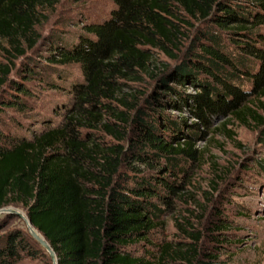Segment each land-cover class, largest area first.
Segmentation results:
<instances>
[{"label": "trees", "instance_id": "1", "mask_svg": "<svg viewBox=\"0 0 264 264\" xmlns=\"http://www.w3.org/2000/svg\"><path fill=\"white\" fill-rule=\"evenodd\" d=\"M57 1L0 0V41L7 46L0 110L24 109L25 80L38 73L27 61L10 78L11 59L33 47L37 26ZM113 3L70 43L50 40L44 65L59 80L68 75L51 63H75L82 75L67 89L63 117L29 136L0 129V208H22L56 264H223L193 234L194 241L175 250L160 243L153 230L166 208L157 201L168 204L181 187L176 178L199 157L192 140L214 117L252 122L264 138V0ZM57 82L46 81L50 88ZM182 109L197 124L180 140L176 132L185 121L165 110ZM228 226L208 223L212 234ZM27 233L0 234V264H15L21 255L51 264ZM218 240L226 238L213 237V244Z\"/></svg>", "mask_w": 264, "mask_h": 264}, {"label": "rangeland", "instance_id": "2", "mask_svg": "<svg viewBox=\"0 0 264 264\" xmlns=\"http://www.w3.org/2000/svg\"><path fill=\"white\" fill-rule=\"evenodd\" d=\"M113 6V0L57 1L47 13V19L37 26L38 39L33 47L25 48L24 54L11 59L10 78H17L27 61L34 64L38 75L34 73L32 78L25 80L29 94L20 96L26 102L24 109L0 110L3 132L29 136L32 129L55 124L63 117L64 103L70 99L67 89L73 80H81L82 75L75 63H51L68 75L59 80L51 66L44 65L46 54L52 51L50 40L54 42L59 37L70 43L77 34L84 33L82 25L102 20ZM5 47L0 41V61H5ZM154 53L158 60H166L161 53ZM50 80L58 81V87L50 88L46 83ZM145 84L127 81V85L138 89L148 87ZM187 89L192 90L189 86ZM165 112L170 116L180 115L185 121L182 130L176 132L177 138L184 136L183 131H190L191 124H197L184 109ZM192 143L199 157L175 177L181 187L169 197L168 204L157 201L160 207L166 208V213L161 216V225L153 230L154 237L160 243L170 242L171 250H175L191 241L188 236L193 234L199 248L219 252L218 259L223 264H264V138L259 128L252 122L242 125L228 116L214 117L203 136ZM6 207L25 215L18 206ZM224 221L229 224L226 229L218 234L210 233L209 222ZM12 228L27 233L19 216L0 212V234ZM216 236L226 240H218L214 245L212 238ZM15 264H40V260L21 255Z\"/></svg>", "mask_w": 264, "mask_h": 264}, {"label": "water", "instance_id": "3", "mask_svg": "<svg viewBox=\"0 0 264 264\" xmlns=\"http://www.w3.org/2000/svg\"><path fill=\"white\" fill-rule=\"evenodd\" d=\"M0 212L6 213V214H12L19 216L24 225L25 228L30 235V237L47 253L51 264H56V258L53 250L49 246V244L46 242V240L38 233L30 224L29 220L26 216L22 215L17 209H14L12 207H2L0 208Z\"/></svg>", "mask_w": 264, "mask_h": 264}, {"label": "bare ground", "instance_id": "4", "mask_svg": "<svg viewBox=\"0 0 264 264\" xmlns=\"http://www.w3.org/2000/svg\"><path fill=\"white\" fill-rule=\"evenodd\" d=\"M20 212V211H19ZM21 213V212H20ZM22 215H24L23 213H21ZM25 216V215H24Z\"/></svg>", "mask_w": 264, "mask_h": 264}]
</instances>
